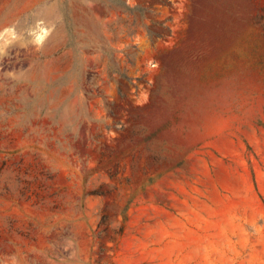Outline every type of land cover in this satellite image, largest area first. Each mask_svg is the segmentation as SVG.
<instances>
[{
    "label": "rangeland",
    "instance_id": "374dc122",
    "mask_svg": "<svg viewBox=\"0 0 264 264\" xmlns=\"http://www.w3.org/2000/svg\"><path fill=\"white\" fill-rule=\"evenodd\" d=\"M99 1L0 0V264H264V0Z\"/></svg>",
    "mask_w": 264,
    "mask_h": 264
},
{
    "label": "trees",
    "instance_id": "16d2710c",
    "mask_svg": "<svg viewBox=\"0 0 264 264\" xmlns=\"http://www.w3.org/2000/svg\"><path fill=\"white\" fill-rule=\"evenodd\" d=\"M68 2V1H67ZM103 6L114 7L126 13L128 15H133L135 18L132 21L125 20V27L128 32L133 35L136 30L137 22L143 20L146 16L152 13V8L154 4L169 5V0H154L149 3L148 6L136 5L131 7L127 0H100ZM154 26H163L162 23L152 22V26L146 28L147 35L155 39H162L165 35L163 31H156L153 29Z\"/></svg>",
    "mask_w": 264,
    "mask_h": 264
}]
</instances>
